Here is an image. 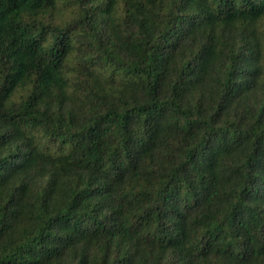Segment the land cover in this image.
<instances>
[{"label":"trees","instance_id":"trees-1","mask_svg":"<svg viewBox=\"0 0 264 264\" xmlns=\"http://www.w3.org/2000/svg\"><path fill=\"white\" fill-rule=\"evenodd\" d=\"M0 264H264V0H0Z\"/></svg>","mask_w":264,"mask_h":264}]
</instances>
